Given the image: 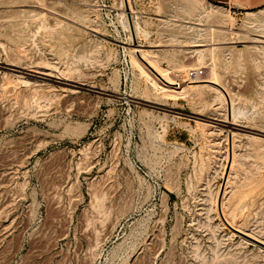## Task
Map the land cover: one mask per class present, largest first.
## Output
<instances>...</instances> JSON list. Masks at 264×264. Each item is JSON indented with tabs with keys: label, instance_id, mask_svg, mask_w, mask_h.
I'll list each match as a JSON object with an SVG mask.
<instances>
[{
	"label": "rangeland",
	"instance_id": "1",
	"mask_svg": "<svg viewBox=\"0 0 264 264\" xmlns=\"http://www.w3.org/2000/svg\"><path fill=\"white\" fill-rule=\"evenodd\" d=\"M48 1L68 8L0 0V264H264L218 206L227 182L226 212L264 239V43L245 42L264 28L244 25L264 8ZM135 43L224 90L166 95Z\"/></svg>",
	"mask_w": 264,
	"mask_h": 264
},
{
	"label": "bare ground",
	"instance_id": "2",
	"mask_svg": "<svg viewBox=\"0 0 264 264\" xmlns=\"http://www.w3.org/2000/svg\"><path fill=\"white\" fill-rule=\"evenodd\" d=\"M37 1H41V2L48 4V7L54 10H58L62 8V6L68 8V5H66L65 3L50 2L48 0H37ZM64 1H69V0H64ZM125 3L127 6V9L130 12H132L129 0H125ZM189 8H190V11L192 12L199 10L203 12L204 14H207L208 17H212L214 19L218 18L219 20V18L223 17L221 15L223 14V11H222L223 7L219 4L209 2L207 0H190ZM224 19L225 18H223V20ZM229 20L231 21L233 19L231 18ZM131 25H132L134 37L136 38L137 37L136 25L134 24V22H132ZM244 25L246 27L263 26L264 28V13L249 12L245 18ZM248 38L249 39L246 40L245 42L250 43L251 44V45L249 44L250 47L257 48L258 45H254V44L264 43V39H261V38H256V37L254 38L248 37ZM133 46H135V49H133V52L136 53L135 60L137 64L139 65V67H142L143 71L148 75L149 78H151V80L155 84L157 82L161 84L162 90L166 95H177V94L184 93L186 91L200 90L204 88L214 89L218 91H220L221 89L224 90V88L220 84V80L218 78V71L216 67H213L211 69L212 71H210L209 74L207 73L208 71H206L207 75H205L204 78L202 77V79L200 77L190 78L189 77L190 71L199 69L196 67V64H193L190 70L185 68L186 66L184 67V65H177V67L179 68L178 73H175L173 71H172L173 73H171L167 69L163 68L159 64L158 60L154 56H152V54L149 53V51L144 49L142 45L135 43ZM198 52H203V51L200 50ZM261 53H262L261 56L263 57V59H260L259 57L258 58L253 57V58H255L257 63L262 64L264 63V49H262ZM220 92H222V90ZM232 124L234 123L225 120L223 121V123H220L214 126L213 129H215L219 133H225L226 136L231 138L233 141L236 138V133L231 130ZM230 163H229L230 164L229 167L231 168H230V171L228 172V177H226L227 180L230 179L231 177V169L233 168L232 165L234 163L233 156H232V161H230ZM228 187H227V182H226V185L224 184L223 187L219 190V200H218L219 205L218 206L220 208L221 216L223 217L224 222L227 225H229L233 229V231H235L236 233H240L244 237H247L248 239L246 240L250 242L258 243L261 248H264V239L258 238L252 233H250L249 231L239 228L235 224V221H234L236 218L233 219V217L235 216L233 215L231 216L232 217L231 218L230 217L231 214L229 215L228 212H226L227 208L225 210L224 201L226 199Z\"/></svg>",
	"mask_w": 264,
	"mask_h": 264
},
{
	"label": "crops",
	"instance_id": "3",
	"mask_svg": "<svg viewBox=\"0 0 264 264\" xmlns=\"http://www.w3.org/2000/svg\"><path fill=\"white\" fill-rule=\"evenodd\" d=\"M225 3L231 8L240 11L258 10L264 8V0H225Z\"/></svg>",
	"mask_w": 264,
	"mask_h": 264
},
{
	"label": "built area",
	"instance_id": "4",
	"mask_svg": "<svg viewBox=\"0 0 264 264\" xmlns=\"http://www.w3.org/2000/svg\"><path fill=\"white\" fill-rule=\"evenodd\" d=\"M203 70L202 69H197V70H191L190 71V77L191 78H199L203 75Z\"/></svg>",
	"mask_w": 264,
	"mask_h": 264
}]
</instances>
